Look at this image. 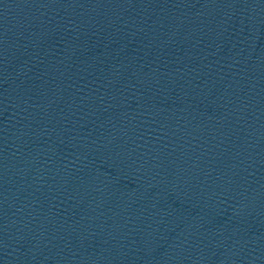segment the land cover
Here are the masks:
<instances>
[{
	"label": "water",
	"instance_id": "obj_1",
	"mask_svg": "<svg viewBox=\"0 0 264 264\" xmlns=\"http://www.w3.org/2000/svg\"><path fill=\"white\" fill-rule=\"evenodd\" d=\"M0 264H264V0H0Z\"/></svg>",
	"mask_w": 264,
	"mask_h": 264
}]
</instances>
